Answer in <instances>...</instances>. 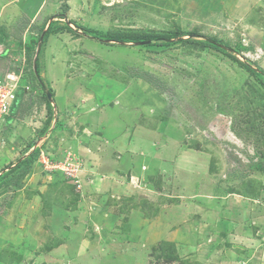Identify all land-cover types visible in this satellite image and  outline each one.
<instances>
[{
  "label": "rangeland",
  "instance_id": "obj_1",
  "mask_svg": "<svg viewBox=\"0 0 264 264\" xmlns=\"http://www.w3.org/2000/svg\"><path fill=\"white\" fill-rule=\"evenodd\" d=\"M70 1L45 0L58 5V18L69 15L72 8L74 27L93 31L80 30L86 35L107 40L104 35L110 32L144 33L161 37L152 41L167 35L182 40L143 46L125 40V45H118L70 33L50 41L52 51L54 42L61 48L54 61L58 66L53 67L61 73L59 82L46 87L53 94V105L42 114L46 93L33 74L32 104L24 107L25 113L19 106L17 111L25 115H17L20 120L5 134L0 132V154L4 153L0 184L9 190L0 195V264L28 261L19 243L24 246L34 232L39 233L35 238L40 237L36 230L42 203L39 186L46 188L48 208L51 204L75 208L80 202L83 212H93L87 221L98 214L114 216L115 224L110 226L121 237L114 238L117 244L136 241L130 246L136 248L134 264H264V0ZM57 28L54 36L62 32ZM190 35L215 39L233 51L204 48L200 43L207 41ZM52 53L49 56H55ZM244 62L261 73H251L240 64ZM87 84H96L110 96L120 95L119 100L113 96L106 101L109 108L96 107L97 113H105L101 115L108 125L119 129L118 117L124 112L140 117L141 122L148 119L154 131V148L141 166L119 173L121 178L110 172L96 175L102 179L98 189H92L88 158L79 151L89 147L83 136L90 134L72 129L71 122H66L72 118H61L67 114L66 91ZM89 92L99 93L93 88ZM34 112L40 115L33 117ZM135 128L127 126L129 136ZM38 129L42 130L37 135ZM26 131L35 133V138ZM12 137L20 140L19 145L12 144ZM34 150H38L36 158L27 162ZM13 151L19 156L9 164ZM70 154L85 161L75 178L54 168ZM51 187L62 193L51 196ZM72 199L74 204H69ZM91 224L101 233L97 222ZM52 247L46 244L43 252ZM74 248L76 253L77 247L66 246L56 256H43L33 264H101L106 258L122 264L119 257L111 254V259L100 250H88L82 259L87 247L77 262L59 261L62 252L71 253Z\"/></svg>",
  "mask_w": 264,
  "mask_h": 264
},
{
  "label": "crops",
  "instance_id": "obj_2",
  "mask_svg": "<svg viewBox=\"0 0 264 264\" xmlns=\"http://www.w3.org/2000/svg\"><path fill=\"white\" fill-rule=\"evenodd\" d=\"M52 1L56 2L57 0ZM54 2L50 5L48 3L46 4L45 0H0V43L5 45L8 50L7 54L0 58V80L4 77L10 65V58L13 56L21 57L23 55L29 57L32 52L34 41H36V37L40 36V31L42 30L43 26L47 27L52 21V17L56 16L55 20L52 22V25H54L53 28L59 26V28L62 29L60 30V32H62H58L59 34H56V36H54L55 34H51L48 39L45 40L42 55L39 58V76H41L42 80V84H40L49 88L53 86L55 82H59L61 73L53 67L58 66L54 63V61L57 57H60L59 52L57 51H61V48L59 44L57 47L55 42L54 48H56L57 50L54 49L52 51V48H49L48 46L50 45V41L57 40L58 36L61 37L70 35L66 27L69 25L70 21H74L73 19L75 17L72 13L71 8L69 15H66L67 18H57L59 16L58 11L60 9L58 5L54 4ZM71 2L72 0L70 1V4H72ZM71 6L72 5H70V7ZM61 21H65L66 23L62 24L60 23ZM262 21L264 25V19ZM55 22H58V24H55ZM64 29L65 32H63ZM51 51L54 52L55 56H49L50 54H53ZM28 77L29 80L32 81L33 75L30 76L29 74ZM67 85H72V83L68 81ZM96 86V84H93L92 86H90V84H87L83 89L74 88L73 90L71 89L72 91L67 90V114L66 117H61L62 119L72 118L71 121L66 120V122H71V125L73 127L69 123L67 124H69L72 129L75 128V130L77 131H83V133L88 132L90 134V137L85 135L83 136V139L90 143V148L84 147L82 151L80 149L79 151L82 152L81 154L83 156L88 158L87 160L89 162L87 163L89 164V170L92 174L90 178L93 177V179H89L90 182L93 180V185H91L92 189H98V187H101L102 184V179L98 178V176L96 175H105V173L110 172L114 173V178H119L121 175L119 173L126 172L128 169L130 170L134 166H141L140 164L147 159L148 154L154 148V144H152L154 131L150 124L147 122L148 119H146L147 121L141 122L142 119L140 117H131V115H128L129 113L125 114L124 112H121V114L119 115L120 118L118 117V121L122 123V125L119 129L113 128L105 122L106 118L102 117L101 114L103 113H97L95 111L96 107L102 105L101 107L103 108V110L104 108H109V106L106 107V101H110L113 98L114 101L119 100L120 95L118 93H114V97L110 96L111 93H105L104 89H98L96 88ZM89 87L96 89L97 91H99V93L94 94L93 92H89ZM29 100L31 99H29L28 95H26L25 92L23 96H18L17 109L19 106H21L25 113L26 111L24 110V107L31 105V101H33V99L31 101ZM40 100L41 99L39 98V101ZM109 104L110 103H108L107 105ZM42 106L44 107V111L42 112V114H46L47 106L49 107V105L46 102L45 104H41V107ZM120 106L121 104L115 105V107ZM17 115L22 118L25 114H19V111H16V114L11 117V121L10 117L7 118V123L5 124L4 128H0V132L3 131V133L5 134L10 128H12L14 124H16L15 122L20 120L17 119ZM138 122L141 123L138 124ZM129 124L132 125L133 128L136 127L133 136L128 135L127 126ZM41 130L38 129V131L35 133H37L38 135ZM27 132L30 133L29 131H26V133ZM35 133H30L31 135H33V138H35ZM46 133L47 132L44 133V136L46 135ZM125 134H127L128 136ZM132 137L135 139L133 143L130 142ZM11 139L13 141V145H19L18 143L20 142V140L18 141L17 138L13 137ZM92 142H95L96 144L94 145L92 144ZM13 152L14 155L9 156V164L11 162H14L13 159L19 156V153L17 151ZM3 154L4 153L2 152V154L0 155ZM100 161H103L104 164L99 163ZM87 186L89 187L90 185ZM27 187L28 186H24L23 188ZM37 188H41V191H39L37 195L40 193L38 197L42 201L41 206H39L37 209L39 213L37 215L39 217V221L36 226V230L40 232V237L37 236V238H35V236L39 233L34 232L35 236L33 237V239H25L24 246L19 243V245L22 246V253L25 252V259L28 260L25 261L24 264H33V262L37 261L43 256L46 259L50 258L51 255L56 256V253L62 251L66 246H70L71 248L77 247V252L75 253V248L71 253L62 252L59 255V261H69L70 259H76L77 262L81 257L79 253L82 250H85V248L87 247L86 252L82 255V259H85V256L89 255L90 250L95 251L96 253L100 250L109 258H111V254H114L115 257H119L117 259H122V264H126L123 263L125 260L131 261L132 263L130 264H134L136 260V258L134 257V251H136V248L132 249L130 248V246L135 245L136 241L130 243L124 240L125 242H122V245L117 244V241L114 238H119L120 240L121 237L117 236L114 227L111 228L110 226V224H115V222H113L114 216L109 215V213L105 215H95V217L91 219V222H97L98 225H100L101 233H97L96 227L92 225L90 221H87L88 218L92 217L93 212H83V210H81L83 209V206H80V202H78V206L75 208H68L66 206L67 208L63 209L56 204H51V207L48 208L44 202V197L47 194L45 193L46 188H42L41 186ZM74 189L76 193L79 192L76 190V188ZM56 191L54 190V187L53 190L51 187L49 193L54 197H56L58 193H62L61 188L58 189V191L61 192L57 193ZM70 192L74 193L73 189H71ZM3 194H9V190L7 191L6 185L2 182L0 184V195L2 196ZM98 212L102 211L100 210ZM142 221L143 224H145V221ZM23 231L25 230L23 229ZM94 233L97 234V238L95 237ZM148 235L149 234L146 233L144 235V239L147 238ZM69 236H72L74 238L71 239ZM32 240H34V242ZM48 243H52L53 247L55 245L57 246H55L54 248L52 247L53 249L51 248L52 250L50 249L51 251L49 250V252H43V247ZM142 243L144 246H147L148 244L147 242ZM49 247L50 246H48V248ZM31 253V259H29ZM152 254L153 253H151V255ZM111 261L106 258V260L101 262V264H117L116 258L114 261H112L113 263Z\"/></svg>",
  "mask_w": 264,
  "mask_h": 264
},
{
  "label": "built area",
  "instance_id": "obj_3",
  "mask_svg": "<svg viewBox=\"0 0 264 264\" xmlns=\"http://www.w3.org/2000/svg\"><path fill=\"white\" fill-rule=\"evenodd\" d=\"M7 51V48L0 44V58ZM29 72H31V69L26 66V58L24 56H13L10 58V65L4 77L0 80V128L5 126L7 118L11 116L18 90L23 87L27 93L31 92L32 86L26 81V79L28 80ZM38 115H40L38 112H34L33 117ZM54 165V168L64 172L69 178L71 176L73 178L77 177L78 173L84 169V161L80 158L76 159V156H72L71 154L62 162L55 163ZM79 182L76 181V184Z\"/></svg>",
  "mask_w": 264,
  "mask_h": 264
},
{
  "label": "trees",
  "instance_id": "obj_4",
  "mask_svg": "<svg viewBox=\"0 0 264 264\" xmlns=\"http://www.w3.org/2000/svg\"><path fill=\"white\" fill-rule=\"evenodd\" d=\"M64 10H65V12H67L68 11V6L67 5H65V7H64ZM66 15L67 14H64V15H62V17L61 18H67L66 17ZM55 18H56V16H55ZM58 18V17H57ZM70 24H75V22L74 21H70ZM53 26L54 25H52V26H50V28H49V30H48V33L46 34V36H45V38H44V41L45 40H47V38L51 35V34H53V32H54V28H53ZM76 28V30L77 31H80V30H83L84 32H87V33H92L93 31L91 30V29H89V28H87V27H85V28H83V27H80V26H78V27H75ZM66 29L68 30V32L69 33H74V34H76V33H78L77 31H74L73 29H71L70 27H66ZM60 30H62L61 28H57L56 29V31H60ZM104 36H106V38L107 39H112V40H116V41H125V40H129V41H136V42H139V41H146V40H150V39H155V38H161V37H159V36H150V35H147V34H144V33H137V34H124V33H121V32H110V33H108L107 35H104ZM176 37H178V35H176ZM164 38H168V39H170V36H165ZM213 40H215V39H213ZM215 41H217V40H215ZM200 45L201 46H203L204 48H206V47H209V48H218V47H216V46H213V45H211L210 43H207V42H201L200 43ZM33 51V50H32ZM31 56V55H30ZM29 56V57H30ZM230 56V55H229ZM31 59L29 58V69H31L32 68V64H31ZM245 69H247L248 71H250L251 73H255V71L248 65V64H245V63H240ZM37 72H39V62L37 63ZM31 72H29V74H30ZM31 74H33V73H31ZM40 80H41V78H40ZM44 100L45 101H47L48 102V99H47V97L45 96V98H44ZM48 105H49V107H51V104L50 103H48ZM17 106H18V99H17V101H16V103L14 104V106H13V109H12V115H14V114H16V111H17ZM12 117V116H11ZM10 117V118H11ZM12 120V118L10 119V121ZM37 154H38V150H34V152H32L31 154H30V157H28L26 160H28L27 162H31V161H33L35 158H36V156H37ZM26 160H24V161H26ZM21 166V163L19 164V166L18 167H20ZM17 166H15L14 167V169H16L17 170V168H18ZM12 172V171H11ZM73 186V185H72ZM73 189L74 188H76L75 186H73L72 187ZM50 194V193H49ZM51 196H53L52 194H51ZM54 197V196H53ZM74 202V199H72L71 201H70V203L69 204H72ZM67 206V205H66ZM22 254V253H21ZM161 254V253H160ZM161 256H164L163 255V253H162V255ZM5 262H7V260H5Z\"/></svg>",
  "mask_w": 264,
  "mask_h": 264
},
{
  "label": "water",
  "instance_id": "obj_5",
  "mask_svg": "<svg viewBox=\"0 0 264 264\" xmlns=\"http://www.w3.org/2000/svg\"><path fill=\"white\" fill-rule=\"evenodd\" d=\"M52 22L53 21H51L50 23H49V25L47 26V28L44 30V32L42 33V35H41V37H40V41H39V43H38V46H37V50H36V55H35V58H34V61H33V67H34V71H35V74H36V76L37 77H39V74H38V72H37V61H38V59H39V56H40V54H41V50H42V45H43V41H44V38H45V36H46V34L48 33V30H49V28H50V26H51V24H52ZM71 29H73L74 31H77L76 30V28L73 26V25H71L70 23H69V25H68ZM73 26V27H72ZM78 32V34H81V35H83V36H86V37H88V38H92V39H94V40H101V39H98V38H96V37H94V36H89L88 34L86 35L85 33H82L81 31H77ZM189 38H201V39H204L205 41H207L208 43H210L211 45H213V46H216V47H219V48H221V49H223V50H226V51H229V52H231V51H233V50H231L229 47H227V46H224L222 43H219L218 41H215V40H213V39H210V38H206V37H204V36H199V35H190L189 36ZM179 40H182V38L181 37H178V38H175V39H157V40H155V41H152V40H146V41H139V42H136V43H134V45H136V46H143V45H150V44H152V43H154V42H168V43H173V42H175V41H179ZM101 41H103V42H105V43H112V44H118V45H125V42L124 41H116V40H112V39H109V40H101ZM132 45V44H131ZM245 64H248L254 71H256V72H258V73H261L260 71H258V69L256 68V67H254V66H252L250 63H248V62H244ZM46 90V97H47V99L49 100V102L53 105V94L51 93V91H48L47 89H45ZM45 140V138L44 139H42V141H44ZM41 141V142H42Z\"/></svg>",
  "mask_w": 264,
  "mask_h": 264
},
{
  "label": "clouds",
  "instance_id": "obj_6",
  "mask_svg": "<svg viewBox=\"0 0 264 264\" xmlns=\"http://www.w3.org/2000/svg\"><path fill=\"white\" fill-rule=\"evenodd\" d=\"M70 23V22H69ZM51 26H52V24H51ZM44 32V31H43ZM42 32V33H43ZM42 33L40 34V37H41V35H42ZM48 39V38H47ZM39 41H40V38H39ZM44 42L45 41H43V45H42V50H43V47H44ZM39 43V42H38ZM1 44V43H0ZM3 45V44H2ZM5 46V45H4ZM6 47V46H5ZM7 48V47H6ZM42 50H41V54L40 55H42ZM7 54V53H6ZM36 55V54H35ZM25 58H26V66L29 68V58H28V56L26 57L25 55H23ZM39 58H40V56H39ZM39 60L40 59H38V61H37V63L39 62ZM34 61V60H33ZM33 61L31 62V64H32V68H31V73H33L34 75H35V71H34V67H33ZM30 73V76L31 75H33V74H31ZM38 74H39V72H38ZM28 76H29V74H28ZM40 78H41V76H39V77H37V79H38V84H39V86L42 84L41 82H42V80H40ZM33 79V78H32ZM26 81H28V83H30V80H29V77H28V80L26 79ZM41 83V84H40ZM40 88L41 89H43V91L46 89V86H44V85H41L40 86ZM45 88V89H44ZM20 90H22L23 92H25L26 93V95H28V97L29 98H31V99H33L34 98V91L33 90H31V92L30 93H27L26 92V90H25V88H23V87H21L19 90H18V92L20 91ZM18 92H17V98H16V101H17V99H18ZM45 93H46V90H45ZM16 103V102H15ZM47 103H50L49 101L47 102ZM51 104V103H50ZM13 109V108H12ZM11 116H13L12 115V113H11ZM11 116H9V117H11ZM6 123H7V121H6ZM4 128V127H3ZM6 129V128H5ZM42 141V140H41ZM43 142V141H42ZM36 147H38V146H36ZM84 161V160H83ZM85 162V161H84ZM15 167V166H14ZM13 167V168H14ZM87 176H89V175H87Z\"/></svg>",
  "mask_w": 264,
  "mask_h": 264
},
{
  "label": "flooded vegetation",
  "instance_id": "obj_7",
  "mask_svg": "<svg viewBox=\"0 0 264 264\" xmlns=\"http://www.w3.org/2000/svg\"><path fill=\"white\" fill-rule=\"evenodd\" d=\"M107 40H109V39H107Z\"/></svg>",
  "mask_w": 264,
  "mask_h": 264
}]
</instances>
